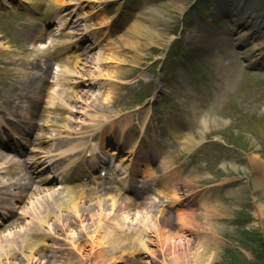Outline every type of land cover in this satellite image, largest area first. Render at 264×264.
<instances>
[{"label":"rangeland","instance_id":"374dc122","mask_svg":"<svg viewBox=\"0 0 264 264\" xmlns=\"http://www.w3.org/2000/svg\"><path fill=\"white\" fill-rule=\"evenodd\" d=\"M63 1L57 18L41 22L31 19L27 0H0V114L9 118L6 120L10 128L5 130L1 121L0 137L4 136L3 132H9L7 135L12 139L21 137L19 144L30 149L20 158H27L38 166L35 180L30 183L32 190L25 194L23 201L16 202L19 206L13 205L14 224L0 229V237L8 239L15 235L18 240H24L23 236L31 232L27 228L33 226L46 234L45 246L41 249L44 258L33 257L28 261L24 249L17 250L19 255L4 258L5 247H2L1 264H73L72 247L77 245V238L85 229H97L91 234L108 247L107 242L112 238L108 236L104 240L101 236L107 230L114 233L110 226H116L119 222L116 218L122 223L115 229L128 233L136 231L146 218L155 221L150 216L157 218V240L141 250V254L131 249H125L119 258L109 254L103 264H178L175 259L188 264L193 256L191 251L198 247L196 243L213 239L216 249L208 250L210 258L201 264H264V216L257 211L258 201L264 205V192L254 182L252 169L255 161L264 168V67H258L246 52L244 40L230 31L228 13L235 9L234 12L253 16L257 32L254 43H259L264 39V0H182L183 7L171 4V0H134L130 6L133 12L139 1L158 9L157 15H151L155 16V28L164 31L158 45L139 49L142 55L137 64L125 60L129 58L123 37L126 29L114 26L123 0ZM94 35L98 38L91 39L90 45L85 44L86 38ZM75 41H81L90 50H82ZM63 43L71 49L72 44L79 45V50H73L81 61L79 69L72 75L60 62L54 61L52 76L49 73L38 78L41 59L51 56L50 46H64ZM34 50L35 57L31 55ZM101 53L107 56L106 60L100 58ZM74 54H70V62L75 60ZM29 60L33 62L26 65ZM115 65L120 68L118 75L112 72ZM158 84L165 90L160 92L159 103L150 104ZM40 86L43 88L39 91ZM66 90L75 93L78 99L66 97ZM32 96L39 99L33 106L30 105ZM11 97H17L15 104ZM69 105L71 111L67 110ZM125 121H128L127 139L119 146V126ZM144 124L142 143L154 150L147 155L144 149L139 159L143 154L146 157L133 163L135 174L132 176L144 178V183L149 179L160 183L165 178L169 184V202L163 203H168L167 207L149 203L127 206L117 196L101 195L100 206L96 198L85 204L102 212L106 222L103 227L99 220L89 217L74 222L73 216L74 224L66 225L55 219L58 208L52 212L55 217L47 218V226L30 213L35 207L42 209L47 194L61 190L50 180L54 168L44 169L45 161L58 156L61 148L76 142L77 149H82L87 136L101 135L109 151L113 147L119 150L111 163H104V170L110 176L107 181L116 184L119 168L125 166L118 161L126 159L130 144L138 136L136 128ZM171 124L181 127V136L188 137L191 143L176 139L168 128ZM30 136H36L32 145ZM166 140H170L171 151L166 149ZM157 151L167 157L168 170L164 171L156 159ZM102 157L107 159L105 153ZM184 161L187 163L183 167ZM180 166L177 173L170 172ZM13 170L15 179L19 169ZM3 179H12V176L9 172L4 175L0 172V181ZM103 184L106 185L104 181ZM188 188L195 189L201 198L206 196L203 207L208 211L195 207L196 200L200 199L197 196L190 203L183 199L191 191ZM3 202L0 200V204ZM214 206L220 213L219 219L191 223L194 212L206 216ZM59 211L69 213L65 209ZM183 223L185 231H180ZM196 224L202 228H196ZM146 238L145 235L142 239ZM123 243L127 244L128 240L123 239ZM107 247L98 252L113 251Z\"/></svg>","mask_w":264,"mask_h":264},{"label":"bare ground","instance_id":"6f19581e","mask_svg":"<svg viewBox=\"0 0 264 264\" xmlns=\"http://www.w3.org/2000/svg\"><path fill=\"white\" fill-rule=\"evenodd\" d=\"M133 1L134 0H123L122 1L121 6L118 7L114 26L118 28L119 26H122L124 29H126L125 31H123V37L125 38L124 41L127 44L128 49H129V58L127 57L125 60L128 63L137 64L138 57L142 55L139 49L143 47L146 48V47L158 45L159 37H161L162 34H164V31H158V29L155 28V22H156L154 20L155 16L151 15L152 13L154 15H157L159 13L158 9L155 6L146 4L144 1H139L138 6L135 8V11L133 12V9H131L130 7ZM181 1L182 0H171L170 3L175 6L183 7ZM27 3L29 4L27 5L29 8L31 9L34 8L36 10H39L41 13V16L45 15V17L43 18H46L48 16L54 17V15H56L59 12V9L62 7L64 1L63 0H27ZM146 10L149 12H146ZM234 11L235 9H232L228 12L231 16L230 22H231L232 28H230V31H234L238 37L244 40L243 43L247 47L248 54H250V56H252V58L256 62L259 63L263 61L261 60V54L264 50V39L259 41V43H254V38L257 32L255 31L256 29L255 24L252 21L253 16L242 13V12L237 13ZM243 29L244 31H241ZM97 38L98 36L94 35V36H91L90 39L93 40ZM90 39H88V41H91ZM53 51H54L55 59L58 60V62H60L61 64L63 63L66 66L67 71L69 73H72V75H74L75 72L79 69V63L81 62L78 59V57L75 56L76 59L70 62V55H69V51L67 50V48H64V47L60 48L58 45L53 46ZM100 58H102L103 60H106L107 56H104L103 53H101ZM105 62H108V61H105ZM31 63L32 61L28 62L29 65ZM49 69H50V65L46 64L44 71L48 72ZM114 69L115 71H112V72L118 75L120 73L119 66L115 65ZM112 76L114 75L111 74V77ZM80 77H82V75ZM91 78L93 79L94 77H91ZM69 97L78 99L76 98L75 93H70ZM16 101H17V97H11V102L13 104H15ZM69 108H72V107L69 106ZM197 118H199L198 115H197ZM62 125L64 126L65 124H62ZM176 125L177 124L175 125L171 124L168 127L170 129V133L173 134V136L176 139L178 140L181 139V141H184V143L185 142L191 143V140L188 137L181 136L182 134L181 132H183V129ZM124 126L125 125L122 126V129L124 128ZM122 133H123V130H121V134ZM121 138L123 139V137ZM92 146L96 147V143H93ZM74 148L75 146H72L71 150H73ZM91 151L92 149L90 150V152ZM85 152L86 150L83 152L82 157L79 158L72 165V167H70V169L65 173L64 178L66 180V187H65L66 189H64L61 193L49 194L45 200L46 205H44L42 209L40 206H38V207H35L30 212L32 215H34L35 219L39 218L44 226H47L49 224V219L47 218L50 216H54L52 212H55L56 208H58L59 210H62V209L68 210L69 212L68 214H62L57 209L58 215L57 217L54 216L55 219L60 220L63 223L65 222L66 225H71V224H74V222H78L83 219H88V217L90 219H95V220H99L100 222H102L104 215H102L101 211H95L94 207L89 208L88 205H86L85 203L87 200L92 199V198H88V196L90 195L95 196L97 192H103L104 194L110 195L109 197H111L113 196L111 192L112 190L109 189V187H105L104 184L103 185L98 184L96 188L87 190L88 186L86 184H83V183L78 184L74 182V179H76L78 175L81 174L82 170L85 169V167L83 166L85 162L83 155ZM157 155L159 159H164L162 162V168H165L166 167L165 165L168 163V161L165 160L167 159V157L164 156V153L160 151H157ZM2 158H3V155L0 154V159ZM91 158H95V155H91ZM252 169L254 171V182L264 192V168L263 167L261 168L260 164H257L255 161L252 163ZM30 179L31 177L26 171L23 172L22 175L17 178V180L26 181L27 183L30 182ZM0 184H1L0 189H4V191H2L3 193L8 191L9 187L12 185L11 182L8 180L4 182H0ZM15 186H16L15 188L17 189L19 197H21L22 194L27 190L26 186L22 182H16ZM84 187H86V189ZM28 189H31V187L29 186ZM154 190H158L162 193L160 189L154 188ZM146 194L147 193L145 189L142 188L141 190H137L136 193L135 192L133 193L132 199L128 198L126 199V201H124V197H122L121 195H119V198L121 202L123 201L124 205L127 204V206H130V205L141 206V205H144V201L141 200V198L142 196H145ZM162 195H164V193H162ZM150 196L151 195L149 194L146 198L149 199ZM96 201H97V205L100 206L101 205L100 200L96 199ZM150 202L154 203L153 200H151ZM52 203L55 204V207L52 206ZM262 203L263 202H261V204ZM261 204H260V201L257 202V207H258L257 211L259 212V214L263 213V216H264V205H261ZM153 206H156V205L154 204ZM214 207L215 208H213L214 209L213 211L209 210L210 213H205L206 216H203L204 213L202 212H194L192 214L193 215L192 217H194L195 219L192 220L191 223L192 224L195 222L203 223L204 221L212 222V220L219 219L220 213L218 215V209L216 208V206ZM43 210H48V213L45 215H41L40 217V214ZM206 210L207 208H204L202 211H206ZM161 214L162 212H160L159 215ZM71 216H73V219L75 220L74 222L71 219L72 218ZM146 221L147 222L145 225H148V230L143 229V228L142 229L138 228L136 231L132 232V234L129 236L124 230L118 231L115 233L111 231L104 232V235L101 236L102 239L108 236L112 238L111 241L107 242L109 249L113 250L110 253L105 252V251L103 253L98 252L99 249H102V248L105 249L107 246H105L106 244L103 243L102 241L96 240L95 239L96 235L93 236L91 234V231L93 230L97 231V229L96 230L95 229L93 230L85 229L81 233V235L77 238V241H78L77 245H74L73 247L74 260L72 261V263L73 264H103L104 260H106L107 258V255L112 254V258H116V257L119 258L121 257V253L125 252V249H128V250L131 249L132 251H138L139 254H141V250L146 249V246L153 243L155 239L157 240L159 236L157 233L159 231V227L157 226V223L152 221L149 218H146ZM38 225L40 228V224ZM118 225L120 226L119 222H118ZM182 225H184V223L181 224V226L179 227L180 231L184 230ZM195 227L202 228V226H198L197 224L195 225ZM196 228H195V232L198 233V229ZM28 229L29 231L31 230L32 232L28 234L27 237L23 236L24 240L20 239V241H18L17 237L15 238L14 235L10 236L8 239H3L2 237H0V248L5 247V250L3 251L4 258H8L7 255L13 256L15 254L16 255L20 254L18 252H15L14 246H17L18 250L24 249L25 251H27V253L24 254V257L28 261L33 259V257H37L36 259L44 258V255L41 254V252L43 251L41 249L45 246L44 243L46 241L45 240L46 234H44L40 230L37 231V229L34 226L29 227ZM47 231L50 234V231L49 230ZM149 231L152 233L148 234ZM200 232L201 231H199V234ZM145 235L147 236V238L142 239ZM122 238L128 239V243L127 244L122 243L123 242L121 241ZM104 240H107V239L105 238ZM98 243H99V247H96ZM196 244L198 245V247H196L194 251H191L193 253V256H192L191 261H189L190 263L188 264H196V263L201 264L207 261L210 258L208 250L211 251V250L216 249L215 239L211 241H200L199 240ZM175 256H178V255H175ZM2 258H3V254L0 250V264L2 263ZM95 259H97V263H95ZM174 261L175 263H178V264H184V262H180V260L177 261L175 259Z\"/></svg>","mask_w":264,"mask_h":264}]
</instances>
